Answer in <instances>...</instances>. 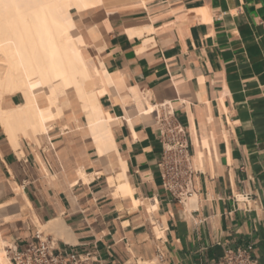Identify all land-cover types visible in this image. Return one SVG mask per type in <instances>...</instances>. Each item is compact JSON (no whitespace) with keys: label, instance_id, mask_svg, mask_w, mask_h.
Here are the masks:
<instances>
[{"label":"crops","instance_id":"crops-1","mask_svg":"<svg viewBox=\"0 0 264 264\" xmlns=\"http://www.w3.org/2000/svg\"><path fill=\"white\" fill-rule=\"evenodd\" d=\"M76 21L113 81L108 132L98 143L76 105L17 149L0 125V237L95 250L94 264H212L251 245L264 264V0H103ZM133 91L184 127L196 172L183 203Z\"/></svg>","mask_w":264,"mask_h":264},{"label":"bare ground","instance_id":"bare-ground-1","mask_svg":"<svg viewBox=\"0 0 264 264\" xmlns=\"http://www.w3.org/2000/svg\"><path fill=\"white\" fill-rule=\"evenodd\" d=\"M102 3L0 0V125L14 149L20 137L45 134L65 108L75 105L97 142L106 136L112 119L102 111L99 97L113 81L102 62L86 53L87 38L72 12L83 13ZM89 33L95 37V30ZM133 92L140 112L158 110L146 96ZM15 93L22 95V102L11 103ZM5 242L0 237V264H11Z\"/></svg>","mask_w":264,"mask_h":264},{"label":"built area","instance_id":"built-area-1","mask_svg":"<svg viewBox=\"0 0 264 264\" xmlns=\"http://www.w3.org/2000/svg\"><path fill=\"white\" fill-rule=\"evenodd\" d=\"M154 124L159 133L161 157L158 162L162 186L174 200L186 201L194 192V174L189 144L184 127L176 120L169 109L156 111ZM11 264H94L97 260L95 250L82 253L60 251L55 243L37 236L36 242H30L20 248L13 244L9 248ZM212 264H260L251 245L227 249L225 254Z\"/></svg>","mask_w":264,"mask_h":264},{"label":"rangeland","instance_id":"rangeland-1","mask_svg":"<svg viewBox=\"0 0 264 264\" xmlns=\"http://www.w3.org/2000/svg\"><path fill=\"white\" fill-rule=\"evenodd\" d=\"M72 12H73V17H74V19L76 20L77 19V13L74 11V10H72ZM75 12V13H74ZM86 53H87V51H86ZM88 54V53H87ZM22 96V95H21ZM73 107H75V106H72V107H67V108H65V109H73ZM58 121V120H57ZM2 223V221H1V218H0V224ZM5 244H6V246H4L5 247V250L7 251V257L9 258V256H10V254H9V247L10 246H12L13 244H12V241L10 240V241H8V244L5 242Z\"/></svg>","mask_w":264,"mask_h":264}]
</instances>
